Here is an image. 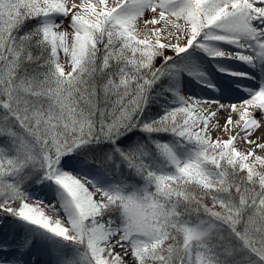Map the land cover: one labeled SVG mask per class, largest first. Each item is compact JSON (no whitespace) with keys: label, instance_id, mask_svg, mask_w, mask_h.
<instances>
[{"label":"snow or ice","instance_id":"snow-or-ice-1","mask_svg":"<svg viewBox=\"0 0 264 264\" xmlns=\"http://www.w3.org/2000/svg\"><path fill=\"white\" fill-rule=\"evenodd\" d=\"M0 264H264V0H0Z\"/></svg>","mask_w":264,"mask_h":264}]
</instances>
